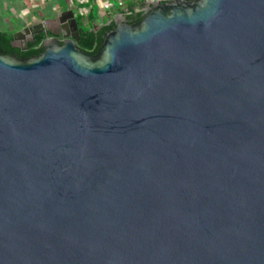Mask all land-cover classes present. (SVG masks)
I'll use <instances>...</instances> for the list:
<instances>
[{"label": "water", "instance_id": "water-1", "mask_svg": "<svg viewBox=\"0 0 264 264\" xmlns=\"http://www.w3.org/2000/svg\"><path fill=\"white\" fill-rule=\"evenodd\" d=\"M114 25L0 51V264H264V0Z\"/></svg>", "mask_w": 264, "mask_h": 264}, {"label": "trees", "instance_id": "trees-1", "mask_svg": "<svg viewBox=\"0 0 264 264\" xmlns=\"http://www.w3.org/2000/svg\"><path fill=\"white\" fill-rule=\"evenodd\" d=\"M56 1V0H54ZM69 0H65L67 3ZM95 0H88V3L81 5L79 8H89L91 7L89 13L87 15L79 14L77 15V21L79 25L80 37L81 41L77 44V47L82 52L88 55H95L99 48L101 47L105 36L115 28L114 22H111L107 25L108 18L105 19L104 25L101 27H96V24L99 23V20H96L95 11L98 9L96 5H94ZM116 1L118 6V0ZM126 5L130 9H134L135 7H139L143 5L145 0H139L134 2L132 0H124ZM28 4L29 11L33 16L38 17L42 20H48L56 16L57 9L52 6V0H39L32 2H26ZM42 6H44L42 8ZM74 6H77L74 4ZM130 21L138 20L142 18V14H134L128 17ZM50 37H56L57 35L50 31ZM46 35H39L36 37L34 43L29 45V50L23 55L24 58H29L33 55H39L43 47L41 45L42 41L46 38ZM0 51L3 54H11L16 55L17 57H22L21 49L16 47L13 43V32L11 31H0Z\"/></svg>", "mask_w": 264, "mask_h": 264}, {"label": "crops", "instance_id": "crops-1", "mask_svg": "<svg viewBox=\"0 0 264 264\" xmlns=\"http://www.w3.org/2000/svg\"><path fill=\"white\" fill-rule=\"evenodd\" d=\"M29 1L31 2V0H0V11L4 10V12H6L10 17L19 19V21L24 20L23 26H27V25H31L33 23H39L40 22L38 20L32 21L31 19H33V18L39 19L41 21H46V20H42V19L32 15V13L29 11L28 4L26 3ZM34 1H36V0H34ZM34 1H32V3ZM51 4H52V6H54L57 9L56 16H58L59 14H62L63 12H65L67 10H73L76 14V17H77L78 13L80 14L81 10H83V9H81V10L78 9L79 7H81L79 0H69L67 3H65V0H56V1L52 0ZM74 4H76L77 6H74ZM93 4L94 5L96 4V0L94 1ZM85 9L90 10L91 7H89V8L87 7ZM27 14L33 18H28L29 16H27ZM30 22H32V23H30ZM0 27L2 28L1 25H0ZM1 28H0V31H2ZM10 31H12V30H10ZM19 42H21V40ZM15 46L20 48L18 45H15Z\"/></svg>", "mask_w": 264, "mask_h": 264}, {"label": "built area", "instance_id": "built-area-1", "mask_svg": "<svg viewBox=\"0 0 264 264\" xmlns=\"http://www.w3.org/2000/svg\"><path fill=\"white\" fill-rule=\"evenodd\" d=\"M118 6H113L112 4V0H96V6L99 10L100 13V19L99 21L101 22L102 25H104V21L105 19L108 18V22L107 25L110 24L111 22H114V17L116 16V14L118 13H124L127 17L132 16L134 14H142V16H144L146 13H148V10L150 8V6L153 3H163V2H169V1H173V0H145L143 2V5L139 6V7H135L134 9H130L127 5L126 2L124 0H118ZM134 2H137L139 0H132ZM80 4H86L88 3V0H79ZM79 10H81L80 14H84L87 15L89 13V9H85V8H78ZM101 25V26H102Z\"/></svg>", "mask_w": 264, "mask_h": 264}, {"label": "rangeland", "instance_id": "rangeland-1", "mask_svg": "<svg viewBox=\"0 0 264 264\" xmlns=\"http://www.w3.org/2000/svg\"><path fill=\"white\" fill-rule=\"evenodd\" d=\"M34 1V0H31V2ZM36 1H39V0H36ZM113 6L115 7L117 5V2L116 1H113L112 2ZM44 6H42L43 8ZM45 8V7H44ZM95 14H96V20H99L100 19V13H99V10L97 9L95 11ZM27 16H29L27 14ZM28 18H33V17H28ZM32 21H35V20H38L40 22H43L39 19H36V18H33L31 19ZM24 21V20H23ZM23 21H19V19H16V18H13V17H10L6 12H4V10L0 11V25L2 26V31L4 30H12L11 32H13V35L16 34L19 29L23 28ZM32 23V22H30ZM28 24V23H27ZM46 25L48 28H50L52 31L56 32V33H61V30H59L58 26H59V23L58 22H55L54 21H48L46 22ZM101 22L99 21V23L96 24V27H101Z\"/></svg>", "mask_w": 264, "mask_h": 264}, {"label": "flooded vegetation", "instance_id": "flooded-vegetation-1", "mask_svg": "<svg viewBox=\"0 0 264 264\" xmlns=\"http://www.w3.org/2000/svg\"><path fill=\"white\" fill-rule=\"evenodd\" d=\"M138 21H140V19H138V20H132V23H136V22H138ZM56 21H54V23H55ZM58 28H59V30H61V28H60V25L58 26ZM49 29V32L50 31H52L50 28H48ZM52 32H54V31H52ZM57 36L56 37H60V33H56V32H54ZM35 41V40H34ZM34 41L33 42H29V45L31 44V43H34ZM24 43H23V41H21V42H19V41H16L15 43H14V45H18L19 47H20V49H21V47L23 46V47H25L24 45H23ZM29 50V48L27 49V50H24V51H21V53H22V57H23V55L27 52ZM21 57V58H22ZM24 58V57H23Z\"/></svg>", "mask_w": 264, "mask_h": 264}]
</instances>
